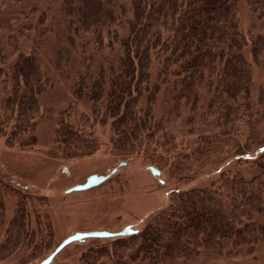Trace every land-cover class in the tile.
<instances>
[{
    "label": "trees",
    "instance_id": "16d2710c",
    "mask_svg": "<svg viewBox=\"0 0 264 264\" xmlns=\"http://www.w3.org/2000/svg\"><path fill=\"white\" fill-rule=\"evenodd\" d=\"M32 1L0 0V29L8 30L0 37V135L24 148L37 145L31 131L51 83L42 56L48 12ZM246 2L264 16V0ZM237 5L238 0H60L68 44L58 50L56 68L67 69L76 52L83 55L90 47L107 61L95 66L93 54L83 58L74 95L92 102L91 114L78 113L76 104L57 112L53 155L68 159L94 152L99 145L93 127L109 122L116 152L150 153L168 122L155 116L153 105L173 82L175 89L186 88L193 108L200 95L209 94L203 113L213 118L218 138L202 134L209 146L198 149L199 156L212 144L227 146L254 171H222L206 186L173 191L170 203L137 233L83 253L85 264H189L204 248L234 259L241 252L254 255L264 243V86L255 84L253 74V62L264 63V34L240 30ZM162 145L165 154L176 148L173 139ZM173 158L182 174L185 163ZM155 161L169 165L163 155ZM2 184L0 210L1 194L10 188ZM15 190L18 203L9 224L20 225L30 242L35 231L28 230V219L40 216L42 224L41 216L49 217L42 208L48 200ZM28 202L41 203L42 210Z\"/></svg>",
    "mask_w": 264,
    "mask_h": 264
},
{
    "label": "rangeland",
    "instance_id": "374dc122",
    "mask_svg": "<svg viewBox=\"0 0 264 264\" xmlns=\"http://www.w3.org/2000/svg\"><path fill=\"white\" fill-rule=\"evenodd\" d=\"M32 2L39 11L45 9L48 12L49 32L42 56L43 68L51 83L40 98L41 111L31 131V134L37 136V145L26 148L19 144L8 145L6 136L0 135V184L10 187L1 194L4 208L0 210V264L37 263L74 231H118L128 225L141 229L170 203L171 193L175 190L206 186L218 178L222 171H241L246 176L254 173L250 165L244 160L239 161L227 146L223 150L221 145L212 144L206 155L199 156L198 149L209 146L201 139L202 134L209 139L218 138L213 118L206 119L203 113L209 94L200 95L197 107L193 108V101L187 96L186 88L175 89L173 82L163 86L153 105L155 116L168 119V122L166 129L158 135L159 144L151 146L150 153L145 150L136 155L116 152L112 147L109 122L97 123L93 127L99 145L94 152L68 159L53 155L51 150L54 147L57 112L76 104L78 113L91 114L92 102L89 99L76 101L74 95L76 78L83 70V58L93 54L95 66H100L107 59L90 47L83 55L80 51L76 52L67 69L58 70L55 66L57 52L68 44L60 0ZM237 14L242 32L264 34V16L260 17L253 12L246 0H238ZM36 18L31 20L32 23H35ZM7 33L8 30L0 29L1 38L7 36ZM34 34L35 30L31 32L32 36L26 41L25 48H29ZM248 55L250 58L249 52ZM155 72L156 68L153 69L154 79L157 78ZM253 74L255 84L263 87L264 63L253 62ZM70 122L75 127L79 126L75 117ZM238 135L245 138L243 131ZM172 139L176 148L165 154L162 143ZM159 155H163L169 165L158 164L155 159ZM254 156L255 152L249 155L250 158ZM173 157L181 158L182 165L185 163L186 168L182 174L176 168L177 162ZM121 161L127 163L119 166ZM150 166L160 168V176H155ZM114 167L117 170L101 184L68 191L85 182L89 175L107 174ZM16 188L29 196H45L48 200V204L42 208L49 217L45 219L41 216L45 220L42 224L40 216L28 219V230L35 231L30 236L34 240L30 242H26L20 225L9 224L18 203ZM28 204L42 210L39 202ZM116 238L88 237L73 241L61 249L49 264H85L81 259L83 253L90 248L111 246ZM189 264H264V243L258 245L254 255L241 252L234 259L219 255L215 249L204 248L199 257Z\"/></svg>",
    "mask_w": 264,
    "mask_h": 264
},
{
    "label": "water",
    "instance_id": "95a60500",
    "mask_svg": "<svg viewBox=\"0 0 264 264\" xmlns=\"http://www.w3.org/2000/svg\"><path fill=\"white\" fill-rule=\"evenodd\" d=\"M127 161H121L119 163V166L126 164ZM151 172L155 176H160L161 169H159L156 166H150L149 167ZM117 170V167H114L110 173L107 174H91L87 177L86 181L80 184L75 185L73 188L69 189L68 191L74 190V189H87L96 185L101 184L103 181H105L113 172ZM161 182H164L163 179L160 178ZM139 229H136L132 227L131 225L125 226L122 229L118 231H110V230H91V231H74L70 235H68L65 239H63L60 243H58L55 248L44 258H42L37 263H31V264H49L53 261L56 254L63 249L67 244L73 242V241H81L88 237H120V236H126L131 235L134 233H137Z\"/></svg>",
    "mask_w": 264,
    "mask_h": 264
}]
</instances>
